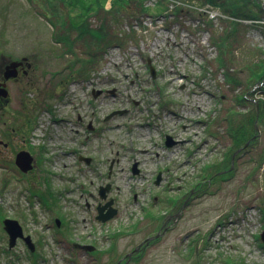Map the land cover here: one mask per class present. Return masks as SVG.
<instances>
[{
	"label": "rangeland",
	"instance_id": "rangeland-1",
	"mask_svg": "<svg viewBox=\"0 0 264 264\" xmlns=\"http://www.w3.org/2000/svg\"><path fill=\"white\" fill-rule=\"evenodd\" d=\"M114 1L0 0V57L26 56L35 68L12 85L9 113L0 108V140H13L0 144V264H264V120L252 121L251 104H264V78L250 77L264 65L263 1L247 0L253 20L213 1L136 0L141 9L115 25L118 40L90 56L101 36L87 25ZM68 58L75 76L56 95ZM115 110L127 112L105 120ZM23 115L27 147L4 134L25 127ZM18 146L38 156L26 180L9 157ZM108 199L117 212L102 222ZM8 217L40 240L35 258L22 240L7 248Z\"/></svg>",
	"mask_w": 264,
	"mask_h": 264
},
{
	"label": "trees",
	"instance_id": "trees-1",
	"mask_svg": "<svg viewBox=\"0 0 264 264\" xmlns=\"http://www.w3.org/2000/svg\"><path fill=\"white\" fill-rule=\"evenodd\" d=\"M212 1L214 2V4L219 5L223 11L227 12L228 14H231L232 16H234L238 19H253V20H255L258 17L257 13H255L254 9H252V6L254 7L255 5H253L251 3V1H247V0H203V2H206V3H212ZM141 7L142 6L136 0H115L113 3L110 4L109 9L104 10L102 8H99L95 12V14H93V17L99 21L98 25L95 28H90L87 25V28H89V31H90V29H95L96 31H98V35L101 36V38L96 37L95 40L92 39L93 43H91V45L89 46V49H91L89 52L90 56L97 55V53L104 46H107V44L115 41L116 39L118 40V38L116 36L117 34L114 33V32H116L115 25L120 23V21L124 17H127L129 15L130 16L135 15V13H137V10L139 8L141 9ZM110 19H112L113 24L109 23ZM76 31H78V37L81 36L83 38H86V36H89L92 38V35L91 34L89 35V31H88V34H86L87 30L81 32L77 29ZM68 43L70 45V49L67 52L71 53L73 51V48L71 46H73L74 43H71V41H69V40H68ZM220 45H222V44H220ZM90 56H87V57H90ZM92 60L95 61L96 59H92ZM76 61L79 63L80 60L79 61L76 60ZM74 63H75V61H74ZM263 69H264L263 64L254 65L251 68L250 77H252V79L255 80L254 82L258 83V82L262 81V78H264V75L261 74V70H263ZM248 91L249 90L246 89V92H248ZM240 100L246 101V98L243 95H241ZM251 104L253 105V113H254V115L252 117V121H254V119L256 118V115L258 113H259V115H258L259 119L262 118V120H264V104H263V102L259 100V101H257V103L251 102ZM242 129L244 130V128H242ZM232 131L234 134H240V135L242 134L241 128H239V127L236 128V130H232ZM233 133H232V135L234 136ZM205 168H206V170L214 169L215 171H217V169L214 168V163L206 166Z\"/></svg>",
	"mask_w": 264,
	"mask_h": 264
},
{
	"label": "flooded vegetation",
	"instance_id": "flooded-vegetation-1",
	"mask_svg": "<svg viewBox=\"0 0 264 264\" xmlns=\"http://www.w3.org/2000/svg\"><path fill=\"white\" fill-rule=\"evenodd\" d=\"M67 55V53H65V56ZM67 57H69V56H67ZM64 60H67V59H64ZM13 62H16V67H15V71H16V75H15V77H13V78H10V79H5V76H4V73L6 72V69H7V67H8V65H10V64H12ZM65 63L66 64H64V66L62 67V68H66V69H69V71H68V75H65L64 77H62L61 79H57L56 81H55V84H53V87H52V90H54V91H56V95L57 94H59L61 91L62 92H64L65 90H63L64 89V87L66 86V85H69V84H71L72 82V78L75 76L73 73H71L70 72V70L73 68V66H74V60H72V59H69L68 58V60L67 61H65ZM33 67V68H32ZM31 69H35L34 68V66L32 65V63H31V61H30V59H27L26 58V56H19V57H17V58H12V57H9V56H4V55H2L1 57H0V91L2 90L1 88V85H3L4 86V88L8 91V95L6 96V97H2V96H0V108H2V109H6V111L9 113V110H8V105L11 103L10 101H8V99L11 97V95H10V92H11V87H12V85L13 84H16L17 82L16 81H22V80H24V79H28V78H30V81L32 80V77H31V75H32V73L33 72H31ZM58 71H60V70H57L56 69V72L58 73ZM89 81L90 82H92L90 79H89ZM88 81V82H89ZM9 83H10V85H9ZM61 84H63V86H61ZM65 85V86H64ZM53 91V92H54ZM91 91H92V89H91ZM103 92H107V89L105 88L104 90H102V93ZM102 93H100V94H102ZM25 103L26 102H28L27 100H25L24 101ZM24 104V103H23ZM127 111H125L123 114H125ZM14 113V112H13ZM115 115H118V114H115ZM115 115H113V116H115ZM24 116V115H23ZM108 116V115H107ZM107 116L105 117V120H108V119H110V118H108L107 119ZM112 116V117H113ZM20 120H22L23 122H24V126L25 127H15V126H9V128H8V130H9V133L4 129V134H5V136L7 137V136H11L13 139H15L16 137L18 138V139H20V141L21 142H23V144L25 145V147H27V138H28V131H30L31 130V126H32V123H31V121L29 120V118L27 117H22V118H20ZM4 123H7V122H4ZM27 125H28V131H27ZM86 129L90 132V133H94L95 131H96V129H97V125H93V121L91 120V119H89L87 122H86ZM105 129H106V125L104 124V126H103ZM12 142H13V140L12 139H8L6 142H3L2 140H0V144L3 146V147H5V148H12ZM21 150H26V151H28L30 154H31V156H32V167H31V169L30 170H28L27 172H22L17 166H16V164H15V157H16V154H17V152H19V151H21ZM13 152V153H12ZM12 152H11V154H10V156L9 157H11L12 156V154H14V157H12L13 158V163H14V169L19 173H21L20 174V176H21V178L22 179H25L26 180V178L27 177H29V175L33 172V169H34V167L35 166H38V159H37V155L36 154H33L32 153V151L31 150H29V149H25V148H23V147H20V146H18V150L16 151V150H12ZM80 158V157H79ZM84 159H85V161H86V163L88 164L89 162H90V158L89 157H83ZM86 159H88V160H86ZM113 160L111 161V165H110V167H109V170L111 169V167H112V164H113ZM16 167V168H15ZM133 168V167H132ZM135 169H136V172H138V169L135 167ZM108 176V175H107ZM157 177H159V179H157ZM160 180H161V176H160V173H158L156 176H155V179H154V184L155 185H159V183H160ZM157 182V183H156ZM106 185H109L108 183H106L104 186H100V187H105ZM99 187V188H100ZM109 191V190H108ZM107 192V191H106ZM192 192V191H191ZM106 199V195H105V197H104V199L103 200H105ZM109 200H112V199H108V200H106L105 202H104V204L107 202V201H109ZM112 202H113V200H112ZM103 204V205H104ZM102 205V206H103ZM108 207H106L104 210H106ZM117 211V210H116ZM60 218L61 217H58V218H56L55 219V221L56 220H59V221H62V220H60ZM149 240H151L152 241V238L150 237V238H147V241H145V243H143L142 245H138L136 248H133L130 252H128L127 254H126V258H127V260L130 258H132V256H133V254L136 252V250H138V249H141L145 244H147L148 242H150ZM34 243H35V247L37 248V246H38V241H34Z\"/></svg>",
	"mask_w": 264,
	"mask_h": 264
},
{
	"label": "water",
	"instance_id": "water-1",
	"mask_svg": "<svg viewBox=\"0 0 264 264\" xmlns=\"http://www.w3.org/2000/svg\"><path fill=\"white\" fill-rule=\"evenodd\" d=\"M262 1L263 2L261 5H262V7H264V0H262ZM148 65H149L150 72L153 74V67L151 64H149V61H148ZM15 67H16V62H13L12 64L8 65L6 72L4 73L5 79L10 78V77H14L16 75ZM1 89L2 90L0 91V96L6 97L8 94L7 90L3 89V88H1ZM99 93H100V91H95L93 93V95L96 96ZM115 114H123V111H116V112L114 111L107 116V119L110 118L111 116L115 115ZM172 144H174V141L171 140L170 136H167L165 139V145L170 146ZM86 160H88V159H86ZM15 164L22 172H27L32 167V156H31V154L26 150H21V151L17 152L16 157H15ZM132 170H133V172H136L135 165L133 166ZM157 179H159V177H157ZM108 190H109V185H106L105 187H100L99 191H98L99 196L102 199H104L105 192ZM111 205H112V201L109 200L103 206L97 207V209H98L97 219L98 220L105 222V221L109 220L110 218H112L116 214V209L112 208ZM106 207H108V210L104 214L102 211ZM56 222H57V225H59V220H56ZM3 228L6 231L8 238H9L8 239L9 247H13L15 245L17 238H22L25 241L27 247L30 249V251H32L34 249V246L31 242L29 236L23 237L22 228L16 220L9 219V218L4 219L3 220ZM83 248L86 251H92L94 249V247L91 245H83Z\"/></svg>",
	"mask_w": 264,
	"mask_h": 264
},
{
	"label": "built area",
	"instance_id": "built-area-1",
	"mask_svg": "<svg viewBox=\"0 0 264 264\" xmlns=\"http://www.w3.org/2000/svg\"><path fill=\"white\" fill-rule=\"evenodd\" d=\"M200 12H201V10H200ZM151 19V18H150ZM135 25H137V22H135L134 24H133V28H135L136 26Z\"/></svg>",
	"mask_w": 264,
	"mask_h": 264
},
{
	"label": "bare ground",
	"instance_id": "bare-ground-1",
	"mask_svg": "<svg viewBox=\"0 0 264 264\" xmlns=\"http://www.w3.org/2000/svg\"><path fill=\"white\" fill-rule=\"evenodd\" d=\"M79 248L83 249V246L82 245H79Z\"/></svg>",
	"mask_w": 264,
	"mask_h": 264
}]
</instances>
